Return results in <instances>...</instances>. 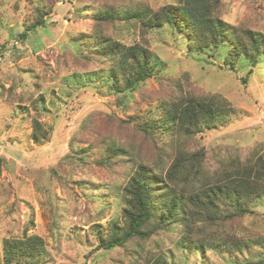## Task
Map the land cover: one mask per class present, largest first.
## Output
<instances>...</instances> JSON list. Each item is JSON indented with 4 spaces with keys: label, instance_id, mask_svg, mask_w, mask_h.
<instances>
[{
    "label": "rangeland",
    "instance_id": "rangeland-1",
    "mask_svg": "<svg viewBox=\"0 0 264 264\" xmlns=\"http://www.w3.org/2000/svg\"><path fill=\"white\" fill-rule=\"evenodd\" d=\"M182 1L0 0V264L4 239L25 233L46 244L40 264H264V193L250 197L249 211L231 219L223 213L206 217L201 203H189L192 237L204 246L196 240L191 250L182 248L184 228L174 223L145 241L97 249V229L125 223V188L139 164L156 175L158 194L172 188L187 201L204 192L205 172L217 168L208 161L214 152L225 160L232 154L264 157V52L254 64L244 40L248 53L229 64L232 40L199 47L173 24L148 27L132 16ZM210 5L211 15L233 25L243 39L248 29L264 40V0H210ZM39 17L46 26L33 27ZM100 42L148 49L153 75L139 90L114 91L106 76L117 57L102 54ZM189 97L225 100L233 113L185 145L187 151L197 145L209 150L205 171L188 176L180 170L173 183L167 177L171 154L157 162L151 141L135 125L162 118L170 102ZM88 119L100 129L99 138L125 149L114 172L75 153L96 140L79 132ZM34 120L47 131L45 138L33 139ZM156 205L165 204L158 197Z\"/></svg>",
    "mask_w": 264,
    "mask_h": 264
},
{
    "label": "trees",
    "instance_id": "trees-1",
    "mask_svg": "<svg viewBox=\"0 0 264 264\" xmlns=\"http://www.w3.org/2000/svg\"><path fill=\"white\" fill-rule=\"evenodd\" d=\"M210 9V0H183L179 5L166 4L153 13L152 10H147V12L133 13L132 16L144 19L148 27L155 28L165 23L173 24L186 32L190 43L199 47L208 44L218 46L225 39L232 40L233 46L226 57L229 64H233L243 51L248 53L245 42L247 41L253 52L251 55L253 63L256 64L258 54L264 52V40L261 34L247 29L243 31L245 35L243 39L238 34V29L220 18L213 17ZM107 15L114 17L111 12ZM37 26H46L43 17H39L33 24V27ZM27 31L24 30L22 35H26ZM106 43L104 45L100 42L105 46L101 50L102 54L117 57L106 76L113 90L126 94L129 90H139L141 84L153 75L152 52L138 44L125 47L115 42ZM227 104L228 102L222 99L218 103L213 98L189 97L186 100L170 102L164 107L165 114L162 118L135 125L137 131L144 135V139L148 138L151 141L157 162H162L167 154H171L173 161L167 173L171 182H179L180 170L185 169L182 172L188 176L190 174L197 176L204 170V157L209 150L197 145L195 150L187 151L185 145L190 140H194L197 132L223 124L232 112ZM89 122L90 119L85 120L79 132L86 133L87 136L95 135L96 140L89 141L85 149L81 148L75 153L79 160L84 161L88 157H93L95 164L114 172L117 161L126 155L125 149L111 138H99L100 129L97 130L94 125H89ZM33 128L34 140L46 137L47 131L38 120H34ZM149 160L152 161V158ZM208 161L212 165L216 164L217 168L211 173L205 172L203 179L205 183L202 182L200 185L205 187L204 192L201 194L200 190L197 194L190 195L187 198L188 202L184 200L182 192L176 193L169 186H167L169 189L158 194L156 175L147 164H139L125 188L127 196V206L123 210L125 223L122 226L114 223L108 229H97L99 238L97 249L125 247L136 238L145 241L159 230L174 223L181 224L184 228V236L180 237L182 248L191 250L196 246V240L199 243L198 247L204 246L202 240L192 237L193 218L187 214L189 203L191 205L201 203L200 213H204L206 217L218 215L217 219L220 213H223L227 219L247 213L249 208L246 204L250 197L264 193V157L250 154L242 158L238 154H232L225 160L220 159L217 152H214ZM3 163L4 159L0 156V173ZM196 180L198 182V177ZM158 197L165 205L160 207L156 205ZM195 214L199 215L197 212ZM46 254V244L37 234L25 233L23 238L11 237L3 241L4 264H40L45 260ZM162 263L176 264L168 263L167 260H163ZM162 263L157 261L151 264Z\"/></svg>",
    "mask_w": 264,
    "mask_h": 264
}]
</instances>
